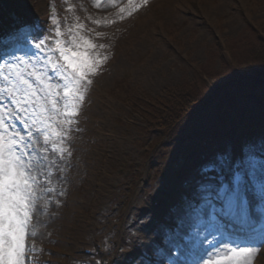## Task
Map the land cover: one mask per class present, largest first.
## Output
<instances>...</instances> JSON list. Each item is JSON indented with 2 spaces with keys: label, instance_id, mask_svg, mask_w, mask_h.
I'll return each mask as SVG.
<instances>
[{
  "label": "rangeland",
  "instance_id": "1",
  "mask_svg": "<svg viewBox=\"0 0 264 264\" xmlns=\"http://www.w3.org/2000/svg\"><path fill=\"white\" fill-rule=\"evenodd\" d=\"M109 1L111 8L107 0H99L102 7L96 8L95 0H68L74 8L68 13L63 0H0V31L23 24L46 34L51 27L49 5L54 3L62 20L66 16L68 25L82 23L84 35L105 45L94 51L108 56L93 77L67 141L71 155L58 161L64 171L56 172V192L47 195L49 211L38 219L36 252L42 264H89V258L75 255L84 248L94 250L98 264H129L139 251L155 264H175V250L161 245L163 255H155L162 224L174 229L183 220L187 226L191 216L184 193L198 201L201 168L249 139H241L238 121L230 122L226 136H209L211 125L220 122L215 121V111L207 114L204 109L213 98V86L203 83L210 82L204 72L221 70L218 51L224 62L242 69L254 65L257 55L264 59V0H147L122 20L119 7L127 6L128 0H120L118 6ZM186 76L196 90L186 95L197 106L185 120L193 122L189 142L182 136L177 142L168 137L158 145V135L142 131L144 108L130 105L135 99L146 105L154 99L166 106L160 117L166 120L178 109L171 105L178 99L165 89ZM249 108L244 105L242 110ZM253 117L250 125H260L257 113ZM160 199L164 202L157 209ZM249 199L258 216L262 201L255 195ZM253 264H264V247Z\"/></svg>",
  "mask_w": 264,
  "mask_h": 264
},
{
  "label": "snow or ice",
  "instance_id": "2",
  "mask_svg": "<svg viewBox=\"0 0 264 264\" xmlns=\"http://www.w3.org/2000/svg\"><path fill=\"white\" fill-rule=\"evenodd\" d=\"M63 2L66 12L74 10ZM112 2L118 6L120 0ZM146 3L128 0L118 18ZM49 7L46 34L22 24L0 36V264L35 261L37 217L47 209V194L56 192V172L64 171L58 161L71 155L67 141L93 77L108 60L94 51L105 45L84 35L82 23L68 25L54 3ZM95 7H102L99 0ZM200 176L198 201L189 206L194 222L163 226L155 255H163V245L179 253L175 264H253L264 247V139L215 155ZM251 195L262 201L258 216L250 209ZM138 264L152 260L143 256Z\"/></svg>",
  "mask_w": 264,
  "mask_h": 264
},
{
  "label": "trees",
  "instance_id": "3",
  "mask_svg": "<svg viewBox=\"0 0 264 264\" xmlns=\"http://www.w3.org/2000/svg\"><path fill=\"white\" fill-rule=\"evenodd\" d=\"M258 39L262 42V38L259 37ZM218 53V63L222 66L221 70L215 73L207 70L204 72L206 77L212 80L213 84L215 83L216 86L218 85V88H221L218 91V95L214 96L212 94L213 98L209 104V108L215 107L219 111L229 112V110L239 109L240 104L250 103L253 99L258 104L264 103V59L257 55V62L254 65L248 66L250 68L242 69L244 68L243 66H235L233 62H224L222 53L220 51ZM248 73H250V76L246 77ZM184 78V82H180L174 88L166 90L170 91V94L176 96L178 99L177 102L171 104L176 109L178 108L174 111V115L176 116L172 115L166 120H162L160 117L163 113L167 112L164 104L154 99L150 100L149 105H146L145 101L135 100L138 105L144 108L146 120H149L153 126H160L163 129V131H160L168 136L181 133V131L185 132L191 124L186 123L185 120L194 113L197 107H193V102H190L188 100L189 96L186 95V93L196 90L191 86V79L187 76ZM219 82L224 83L219 85ZM203 83L205 86L211 88L206 82ZM228 96L229 98H227ZM183 126H185L184 129L182 128Z\"/></svg>",
  "mask_w": 264,
  "mask_h": 264
},
{
  "label": "bare ground",
  "instance_id": "4",
  "mask_svg": "<svg viewBox=\"0 0 264 264\" xmlns=\"http://www.w3.org/2000/svg\"><path fill=\"white\" fill-rule=\"evenodd\" d=\"M107 2H108V4H107L108 7L111 8V1L107 0ZM182 182H183V181H182ZM191 184H192V183H191ZM187 186L189 187V184H187ZM189 189L191 190L192 188H189ZM192 192H193V191H192ZM177 199H178V198L175 197V200H177ZM166 210H167V209H166ZM171 214H173V213H171ZM190 223H193V221L190 220V221H189V224H190Z\"/></svg>",
  "mask_w": 264,
  "mask_h": 264
}]
</instances>
